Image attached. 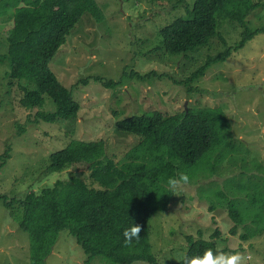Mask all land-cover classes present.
Returning a JSON list of instances; mask_svg holds the SVG:
<instances>
[{"label":"rangeland","instance_id":"obj_1","mask_svg":"<svg viewBox=\"0 0 264 264\" xmlns=\"http://www.w3.org/2000/svg\"><path fill=\"white\" fill-rule=\"evenodd\" d=\"M94 1L103 20L96 22L89 14H83L48 64L79 105L74 120L34 121L37 111L53 112V103L45 98L42 108H23L19 86L9 87L8 67L0 63V156L6 148L10 149V157L0 170V195L20 199L29 191L39 194L56 180L71 177L88 183V171L82 165L48 173L50 155L65 149L78 160L88 142L101 140L106 156L118 160L139 138L119 131L117 121L152 112L169 116L198 107L221 108L231 124L234 140L242 143L250 158L264 169V33L254 36L238 51H231L225 61L212 64L202 77L189 83L188 91L184 82L192 72L208 56L224 51V43L238 42L240 27L223 21L217 32L224 43L215 38L207 48L170 57L161 51L158 32L185 16L179 0ZM194 1L186 3L192 7ZM257 1L261 8L246 19L250 29L264 25V0ZM11 27L8 16L0 17V55L5 52L2 43ZM131 73L152 76L140 80ZM96 77L116 85L106 88L94 81ZM245 159L249 161V156ZM244 165L243 161L224 163L216 166L215 175L208 179L199 176L193 184L179 185L168 209L149 218L151 253L158 264H177L181 254H185L188 237L209 240L216 229L219 250L242 253L247 257L246 264H264V231L242 239L245 228L235 226L231 235L233 221L227 215L228 196L220 193L224 192V180L243 171ZM247 174L258 172L251 170ZM85 260L74 238L63 230L46 264H83ZM0 264H30L28 236L1 202ZM90 264L112 263L97 257Z\"/></svg>","mask_w":264,"mask_h":264},{"label":"trees","instance_id":"obj_2","mask_svg":"<svg viewBox=\"0 0 264 264\" xmlns=\"http://www.w3.org/2000/svg\"><path fill=\"white\" fill-rule=\"evenodd\" d=\"M186 2L178 1L185 16L158 32L161 51L170 57L207 48L215 38L224 43L217 32L223 21L242 29L238 42L224 43V51L208 56L192 72L184 82L190 91L189 83L202 77L212 64L225 61L231 51H238L254 36L263 34L264 25L250 29L246 20L252 11L261 8L257 0H195L192 7ZM83 14H89L96 22L103 20L94 0H0V17L8 16L12 22L2 43L5 52L0 55V63L8 67L9 87L19 86L23 108H42L45 98L55 108L53 112L37 111L34 121H72L77 116L78 103L48 64ZM131 75L144 80L152 73ZM94 81L106 88L116 85L97 77ZM115 126L139 138L118 160L106 156L101 140L88 142L78 160L65 149L49 157L48 173L82 165L88 171V183L71 177L56 180L39 194L29 191L20 199L0 195L10 218L28 236L30 264H46L63 230L85 254L83 264H90L97 257L112 264H158L151 253L148 221L152 215L165 212L173 198V190L164 187L162 180L183 172L189 176L188 183L193 184L199 176H214L216 166L236 161L244 162L243 171L225 179L224 192H220L228 196L227 215L233 221L229 232L234 235L235 226H243L244 239L264 231V169L250 158L242 143L234 140L231 124L221 108L198 107L169 116L159 112L134 115L117 121ZM9 153L6 148L0 156V170ZM243 154H247L245 158L249 156V161L239 157ZM251 170L258 175H248ZM129 218L140 225L141 231L139 240L126 245L122 230L129 226ZM218 237L217 229L209 240L188 237L185 254H200L208 248L225 253L216 246Z\"/></svg>","mask_w":264,"mask_h":264},{"label":"clouds","instance_id":"obj_3","mask_svg":"<svg viewBox=\"0 0 264 264\" xmlns=\"http://www.w3.org/2000/svg\"><path fill=\"white\" fill-rule=\"evenodd\" d=\"M189 182V176L186 173H179L174 176L164 178L162 184L169 190H175L179 185ZM130 224L122 230V236L126 245L140 239V225L134 224L129 218ZM247 257L240 252L224 253L211 248L205 249L200 254H181L180 264H246Z\"/></svg>","mask_w":264,"mask_h":264}]
</instances>
